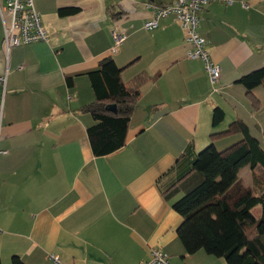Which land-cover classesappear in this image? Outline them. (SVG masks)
I'll use <instances>...</instances> for the list:
<instances>
[{"label":"crops","instance_id":"obj_1","mask_svg":"<svg viewBox=\"0 0 264 264\" xmlns=\"http://www.w3.org/2000/svg\"><path fill=\"white\" fill-rule=\"evenodd\" d=\"M174 2L33 0L47 41L8 53L0 19V264L13 255L25 264H53L49 255L61 264H142L151 250L167 254L169 264H226L203 251L185 253L171 204L191 187L189 172L210 134L235 120L264 127V103L255 112L236 84L264 65V0L211 2L199 12L198 33L220 68L213 85L202 61L186 58L173 16L144 28L153 7ZM113 30L126 35L115 54ZM105 58L122 68L124 82L145 79L124 146L96 157L86 74ZM215 107L224 119L214 128ZM238 138L213 145L221 150Z\"/></svg>","mask_w":264,"mask_h":264},{"label":"trees","instance_id":"obj_2","mask_svg":"<svg viewBox=\"0 0 264 264\" xmlns=\"http://www.w3.org/2000/svg\"><path fill=\"white\" fill-rule=\"evenodd\" d=\"M69 12L62 11L60 15ZM206 47L205 40L207 50ZM121 72L122 68L113 59L105 58L86 74L94 100L84 111L93 119L87 135L96 157L109 155L124 146L129 118L140 98L145 77L139 74L124 82ZM71 83L69 79L68 84ZM236 84L245 89L257 109L259 102L253 91L264 87V65L241 76ZM211 119L212 127L219 126L224 111L215 107ZM238 135L223 150L213 145V141ZM210 138L212 143L193 161L189 172V176L193 175L191 187L171 204L172 210L181 217L177 237L189 255L203 251L223 259L226 264H264V184L259 183V178H253L257 168L264 172V150L241 120L230 123L224 131L213 132ZM245 167L251 170L254 185L251 188L245 187L238 177ZM256 207L260 208L259 217L252 213ZM10 262L25 264L16 255Z\"/></svg>","mask_w":264,"mask_h":264},{"label":"built area","instance_id":"obj_3","mask_svg":"<svg viewBox=\"0 0 264 264\" xmlns=\"http://www.w3.org/2000/svg\"><path fill=\"white\" fill-rule=\"evenodd\" d=\"M211 2L229 3V0H175L171 5L153 7L152 17L144 24V28L152 30L157 27L159 19L173 16L181 27L184 41L188 46L186 58L202 61L207 77L213 85L219 80L220 68L213 62L211 55L205 49V40L197 32L199 12ZM145 6L149 7L148 4ZM0 19L4 28L3 48L6 53L16 47L47 41V32L42 26L40 14L33 0H6L4 5H0ZM111 40L109 52L114 54L126 40V35L113 30ZM4 82V76H0V85ZM212 91L217 90L212 88ZM48 258L53 264H61L57 256L49 255ZM142 264H169V261L167 255L152 250L149 259Z\"/></svg>","mask_w":264,"mask_h":264},{"label":"rangeland","instance_id":"obj_4","mask_svg":"<svg viewBox=\"0 0 264 264\" xmlns=\"http://www.w3.org/2000/svg\"><path fill=\"white\" fill-rule=\"evenodd\" d=\"M110 37H111V33H110ZM264 88V87H263ZM253 94H254V91H253ZM255 96V95H254ZM256 99L258 100L259 102V105H263L264 103V96H258L259 98H257V96H255ZM260 99V100H259ZM251 101V99H250ZM257 106V109H255L251 103V108L256 112L260 109V106ZM248 127V126H247ZM249 128V127H248ZM250 134L252 137H255L259 142H260V146L262 147V149L264 150V127L261 128L260 130H256L254 129L252 126H250ZM218 147H221L219 144H217ZM207 146H204L200 149V151H202L203 149H205ZM223 150V149H222ZM251 170H249L248 167H245L243 168L239 174H238V177H239V180L243 183V185L245 186V183L246 185H252V187L254 186L253 185V182L251 181V178H252V174L250 173ZM253 178L254 180L258 178L260 179V184H264V172L261 170V169H256V171L254 172L253 174ZM256 180V181H257ZM258 183V182H257ZM259 212H260V208L259 207H256L252 210V213L259 217Z\"/></svg>","mask_w":264,"mask_h":264},{"label":"water","instance_id":"obj_5","mask_svg":"<svg viewBox=\"0 0 264 264\" xmlns=\"http://www.w3.org/2000/svg\"><path fill=\"white\" fill-rule=\"evenodd\" d=\"M111 109H113V110H114V106H112V107H111Z\"/></svg>","mask_w":264,"mask_h":264}]
</instances>
